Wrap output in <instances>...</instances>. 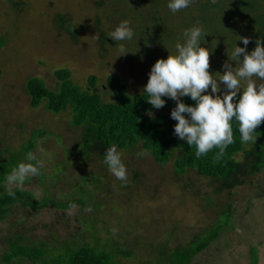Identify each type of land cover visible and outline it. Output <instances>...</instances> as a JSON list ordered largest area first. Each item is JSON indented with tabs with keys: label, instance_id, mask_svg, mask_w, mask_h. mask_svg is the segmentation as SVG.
<instances>
[{
	"label": "rangeland",
	"instance_id": "obj_1",
	"mask_svg": "<svg viewBox=\"0 0 264 264\" xmlns=\"http://www.w3.org/2000/svg\"><path fill=\"white\" fill-rule=\"evenodd\" d=\"M98 1L103 0H0V33L6 38L0 48V163L13 164L17 150L33 133L43 132L32 151L41 161L40 175L26 180L21 189L32 192L36 200L69 202L77 197L87 202L86 207L49 205L40 210L15 204L0 221V258L8 239L20 234L25 243L49 242L59 252L60 247L78 241L106 252L125 248L129 256L118 258L122 264H141L145 259L143 264H164V245L175 247L200 235L195 240L199 242L216 233L217 239L190 264H249L253 252L257 264H264V171L251 183L235 188L233 195L215 194L210 180L192 171L178 176L173 162L157 167L136 150L123 154L128 179L121 182L101 167L98 158L73 165L76 158L67 150L77 144L80 132L72 128L67 114L55 117L43 107H30L24 86L30 77L43 79L55 89L54 71L67 68L72 81L88 89L93 75L98 93L110 101L106 81L116 75L129 93L141 94L151 66L173 53L184 29L202 27L207 34L201 46L211 58L214 40L228 42L240 27L229 8L211 12L206 0H193L175 14L168 10L167 0H105L103 7L97 6ZM122 20L130 22L134 38L102 45L99 34H108ZM120 43L128 53L118 56ZM208 71L222 74L224 69L209 64ZM1 186L0 192L12 187L5 182ZM94 194L100 200L96 206L89 202ZM227 204L232 206L229 219ZM95 207L99 210L94 214Z\"/></svg>",
	"mask_w": 264,
	"mask_h": 264
},
{
	"label": "trees",
	"instance_id": "obj_2",
	"mask_svg": "<svg viewBox=\"0 0 264 264\" xmlns=\"http://www.w3.org/2000/svg\"><path fill=\"white\" fill-rule=\"evenodd\" d=\"M104 1H98L97 6L103 7ZM226 1L206 0V8H209L211 12L221 6L224 9L229 8L235 14V19L239 21L240 25L228 42L214 40V45H212L214 54L209 58V64L211 67L215 66L221 69H224L222 65L225 63L235 66V62L229 61L227 55L230 56L235 44L245 47L238 40L239 36L249 39L250 42L246 46L248 52L254 50L257 39L264 47V0H230L229 3ZM59 22H61V27L64 26V21L59 20ZM98 23L99 21H97ZM139 25H134V28L137 27L139 30ZM99 38L102 45L112 46L114 44L107 33H100ZM5 44L6 38L0 33V48H3ZM105 50L103 47L102 51L105 52ZM2 74L0 68V79ZM53 76L57 82L55 89L46 86L43 79L30 77L24 85L25 93L32 109L43 107L47 113L56 115L55 117L67 114L72 128L79 130V141L71 150H67L76 158V163L73 165H85L95 157L101 160V167L108 170L103 163L104 152L110 145L116 144L118 150H122L124 155H131L136 150L139 154L142 151L146 152V156H149L153 165L157 167L162 168L169 162H173V170L176 175L184 176L188 171L195 172L197 176L210 180L215 194L228 193L230 195H233L235 188L251 183L259 172L264 171V121L254 130L257 132L255 133L257 137L253 144H241L236 125L233 124L235 142L228 146L223 157L219 160L213 159L218 151L213 149L206 155L196 158L195 147H189L185 141L173 134V125L176 121L170 118V111L175 107L174 100L162 97L166 101L165 105L156 109L146 101L147 96L144 93H129L126 85L118 76L110 75L106 83L110 94H112V99L105 101L98 93L97 78L93 75L88 78V89H82L73 82L72 73L67 68L56 69ZM238 96L239 93L236 99ZM181 99L189 105L194 103L187 96ZM44 134L43 132L33 133L30 139L22 145V148L13 155V164L9 165L8 161L0 163V187L5 182V176L18 162H21V155L32 152L36 139ZM13 190L15 191L14 197L7 194L8 190L0 192V221L6 219L15 204L35 210L46 208L49 205L58 209H67L75 204H80L82 207L87 205V202L85 204L77 197L69 202L68 199L59 202L50 199L36 200L32 192L28 190ZM94 196L97 195H89V202L96 206L100 200H96ZM231 209V205L225 206L227 212L225 215L228 219ZM92 210L95 214L99 208L95 207ZM199 236L175 247L169 248L164 245L166 249L161 253L164 264H190L196 255L217 239V234L214 233L202 241L196 242L195 240ZM95 237L98 242H101L98 232ZM106 239L108 238L101 240ZM25 240L24 235L20 234L8 239V248L1 256L0 264L22 261H30L33 264H122L118 258L129 256V251L125 248L113 253L112 251H100L96 249L98 247L89 246V243L79 245L78 241H75L70 242V245L66 244L64 249L60 247L62 251L59 252V249L54 245L51 246L49 242L25 243ZM145 260L139 261L143 264ZM257 261V254L253 252L249 264H257Z\"/></svg>",
	"mask_w": 264,
	"mask_h": 264
},
{
	"label": "clouds",
	"instance_id": "obj_3",
	"mask_svg": "<svg viewBox=\"0 0 264 264\" xmlns=\"http://www.w3.org/2000/svg\"><path fill=\"white\" fill-rule=\"evenodd\" d=\"M192 3L193 0H167L166 6L175 14ZM205 34L199 25L184 29L183 40L175 42L173 53L157 59L151 66L143 93L147 96L146 101L156 109L165 105L162 97L174 100L175 107L170 111V118L176 121L173 134L189 147H195L196 158L217 149L213 159L219 160L235 142L233 124L240 143L248 145L254 143L257 137L254 130L264 121V47L257 39L254 50L248 52L249 39L239 36L238 40L245 47L235 44L230 56L227 55L229 61L235 62V67L225 63L222 74H210L209 50L201 46ZM134 36L135 31L128 20L120 21L108 33L114 42L131 41ZM118 52V56L128 53L124 43L119 44ZM185 96L194 103H184L181 98ZM122 157V150L112 144L104 152L103 163L117 180L126 182L128 169ZM40 166L36 154L27 152L24 160L4 178L5 183L12 186L7 194L14 197L13 189H21L26 180L39 176Z\"/></svg>",
	"mask_w": 264,
	"mask_h": 264
}]
</instances>
